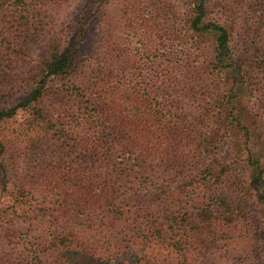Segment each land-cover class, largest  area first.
Returning a JSON list of instances; mask_svg holds the SVG:
<instances>
[{
    "label": "trees",
    "instance_id": "obj_1",
    "mask_svg": "<svg viewBox=\"0 0 264 264\" xmlns=\"http://www.w3.org/2000/svg\"><path fill=\"white\" fill-rule=\"evenodd\" d=\"M219 259L264 264V0H0V264Z\"/></svg>",
    "mask_w": 264,
    "mask_h": 264
},
{
    "label": "rangeland",
    "instance_id": "obj_2",
    "mask_svg": "<svg viewBox=\"0 0 264 264\" xmlns=\"http://www.w3.org/2000/svg\"><path fill=\"white\" fill-rule=\"evenodd\" d=\"M93 32H94V30H92V33H91L90 37H93V34H94ZM22 118H23V116H20V117L18 118V121H17V122H13V123H12V124H13L12 126H17V125H18V122H20L19 119L22 120ZM216 256H217V255H213L212 257L215 258ZM219 263H220V264H223V261H220V259H219Z\"/></svg>",
    "mask_w": 264,
    "mask_h": 264
}]
</instances>
